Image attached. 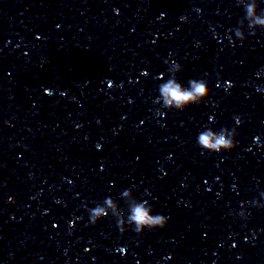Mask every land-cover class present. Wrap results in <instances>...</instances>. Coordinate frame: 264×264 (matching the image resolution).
I'll use <instances>...</instances> for the list:
<instances>
[{"label":"clouds","instance_id":"clouds-1","mask_svg":"<svg viewBox=\"0 0 264 264\" xmlns=\"http://www.w3.org/2000/svg\"><path fill=\"white\" fill-rule=\"evenodd\" d=\"M238 5L242 4L245 10V17L242 20L247 22L249 34L255 35V29H264V12L257 13V0H237ZM235 37L240 41L246 39L245 32L239 26L235 29ZM165 63H169L165 61ZM182 66L176 62H171L169 78L159 85V97L157 100L163 102V108L184 110L187 106L201 103L209 95V87L205 80L191 79L188 81V87L178 82L176 73L181 72ZM164 113L162 112L160 116ZM237 132L235 129L229 131L228 128H222L219 132L206 128L198 134V146L206 151L219 153L221 151H229L236 146L235 137ZM123 196L130 195L129 189L123 190ZM113 204L116 205L113 209ZM90 214V222L96 224L99 220L111 215L118 223L121 232L127 227H132L137 235L143 234L145 229L154 230L164 228L167 225L168 218L161 214H153V207L147 200H137L132 204H127V212L122 209L112 197H106L102 203H98L94 208L88 209ZM123 221V223H121Z\"/></svg>","mask_w":264,"mask_h":264}]
</instances>
